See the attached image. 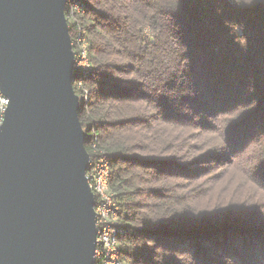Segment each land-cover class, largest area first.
Segmentation results:
<instances>
[{
  "label": "trees",
  "instance_id": "trees-1",
  "mask_svg": "<svg viewBox=\"0 0 264 264\" xmlns=\"http://www.w3.org/2000/svg\"><path fill=\"white\" fill-rule=\"evenodd\" d=\"M81 3L91 69L72 86L123 260L264 264V0Z\"/></svg>",
  "mask_w": 264,
  "mask_h": 264
},
{
  "label": "water",
  "instance_id": "water-1",
  "mask_svg": "<svg viewBox=\"0 0 264 264\" xmlns=\"http://www.w3.org/2000/svg\"><path fill=\"white\" fill-rule=\"evenodd\" d=\"M67 0H0V264H93Z\"/></svg>",
  "mask_w": 264,
  "mask_h": 264
},
{
  "label": "built area",
  "instance_id": "built-area-1",
  "mask_svg": "<svg viewBox=\"0 0 264 264\" xmlns=\"http://www.w3.org/2000/svg\"><path fill=\"white\" fill-rule=\"evenodd\" d=\"M67 1L64 6L66 22L75 23V27L72 29L73 39L71 40V46L74 51L72 83L74 82V86L80 89L82 88V78H76L74 75L81 73L84 77L91 69L88 56L89 44L77 21V14L83 11L81 0ZM67 26L69 29L68 23ZM78 97L79 100L80 98L81 100H87L88 92L83 90ZM7 104L8 98L0 90V125L4 120ZM91 146L98 154L95 160H89V166L85 172L88 186L93 194V210L96 216V245L93 264H127L123 260L118 246L117 234L119 228L117 227V222L119 206L109 185L110 163L103 151L96 150L94 142H92Z\"/></svg>",
  "mask_w": 264,
  "mask_h": 264
},
{
  "label": "rangeland",
  "instance_id": "rangeland-1",
  "mask_svg": "<svg viewBox=\"0 0 264 264\" xmlns=\"http://www.w3.org/2000/svg\"><path fill=\"white\" fill-rule=\"evenodd\" d=\"M145 31H147V30H145ZM148 33V32H147ZM80 100H81V98H80Z\"/></svg>",
  "mask_w": 264,
  "mask_h": 264
}]
</instances>
